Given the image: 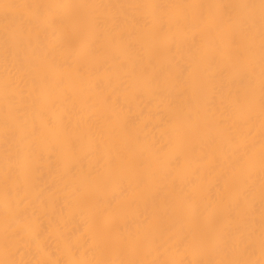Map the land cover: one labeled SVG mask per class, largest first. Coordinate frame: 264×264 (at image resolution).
<instances>
[{"label":"bare ground","instance_id":"1","mask_svg":"<svg viewBox=\"0 0 264 264\" xmlns=\"http://www.w3.org/2000/svg\"><path fill=\"white\" fill-rule=\"evenodd\" d=\"M0 264H264V0H0Z\"/></svg>","mask_w":264,"mask_h":264}]
</instances>
